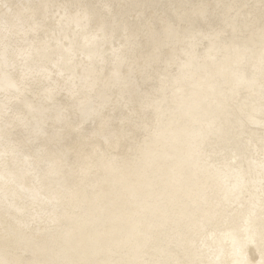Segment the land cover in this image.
Masks as SVG:
<instances>
[{"label": "bare ground", "instance_id": "1", "mask_svg": "<svg viewBox=\"0 0 264 264\" xmlns=\"http://www.w3.org/2000/svg\"><path fill=\"white\" fill-rule=\"evenodd\" d=\"M262 224L264 0H0L2 264H264Z\"/></svg>", "mask_w": 264, "mask_h": 264}, {"label": "snow or ice", "instance_id": "2", "mask_svg": "<svg viewBox=\"0 0 264 264\" xmlns=\"http://www.w3.org/2000/svg\"><path fill=\"white\" fill-rule=\"evenodd\" d=\"M247 230H248V231H251V228H248ZM229 235H233V234H232V233H229ZM261 236H262V238H264V224H262V232H261ZM240 252H241L240 249H235V250H234V254H236V255H239ZM0 264H2V262H0ZM236 264H240V261L237 260V261H236Z\"/></svg>", "mask_w": 264, "mask_h": 264}]
</instances>
